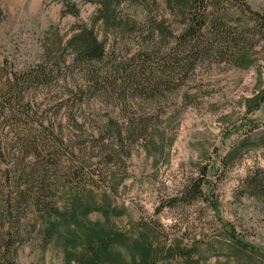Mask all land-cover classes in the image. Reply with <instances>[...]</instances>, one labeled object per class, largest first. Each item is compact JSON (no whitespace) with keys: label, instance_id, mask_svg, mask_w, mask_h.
<instances>
[{"label":"rangeland","instance_id":"374dc122","mask_svg":"<svg viewBox=\"0 0 264 264\" xmlns=\"http://www.w3.org/2000/svg\"><path fill=\"white\" fill-rule=\"evenodd\" d=\"M91 1L0 0L1 80L11 81L12 74L40 64L52 29L68 38L74 27L90 26L96 13ZM202 1L206 10L197 7L198 15L204 12L207 21L200 49L207 43L215 49L231 47L232 33L241 35L256 27L251 13L264 16V0ZM193 3H129L123 9L132 29L104 33L95 26L98 39L116 62L134 64V58L142 56L138 60L148 59L154 70L152 86L130 95L127 106L120 104L117 111L102 106L96 97L88 100L91 108L116 115L126 129L135 130L133 139H126L130 149L114 168L116 181L108 187L107 197L96 190V207L77 213L76 220L95 223L96 232L119 235V241L91 245L101 247L104 259L106 253L115 258L105 262L99 258L98 264H264V33L258 30L247 37L246 46H251L247 67L236 66L245 63L243 55L221 50L202 53V59L192 61L188 48L176 58L181 61L180 78L170 82L159 67L179 52L176 39L189 26L192 14L183 8ZM218 24L221 32L216 31ZM170 67L171 63L165 65V70ZM165 80L167 86L159 84ZM30 92L44 126L52 122L53 130L58 123L68 126L67 111L61 109L56 117L51 112L55 93L50 94V88ZM236 148L239 152L231 159L228 155ZM75 157L81 159L78 148ZM202 177L204 199L175 202L191 180ZM102 178L97 180L103 185ZM35 225L32 239L13 244V258L7 264H86L93 257L85 237H80L83 227L73 239L63 225L53 232ZM141 225L153 227L159 237L160 249L154 247L148 257L132 249ZM45 236L47 240H39Z\"/></svg>","mask_w":264,"mask_h":264},{"label":"trees","instance_id":"16d2710c","mask_svg":"<svg viewBox=\"0 0 264 264\" xmlns=\"http://www.w3.org/2000/svg\"><path fill=\"white\" fill-rule=\"evenodd\" d=\"M142 1L147 0H92L96 13L91 18L90 26L83 24L74 27L68 38L61 37L57 30L52 29L44 42L40 64L12 74L11 81L7 78L2 81L0 77V264L11 262L15 242L21 243V238L32 239L30 234L36 231L35 224H39V230L49 228L51 232L63 225L66 235L73 239L78 237L81 226L80 237H85L88 249L94 253L86 264H98L99 258L102 262L105 259L115 260L108 253L104 259L99 254L101 247L97 250L91 245H97L98 241L104 245L110 239L119 241V235L114 231L96 232L98 228L94 227L95 223L87 225L76 219L78 211L88 212L89 208L96 207V190L107 197L108 187L116 181L114 168L120 166L121 154L128 153L130 149L126 139L132 140L135 130L131 127L126 129L116 115H109L105 110L98 112L87 104L90 98L96 97L102 106L114 111L120 104L127 106L130 95L152 86L154 70L148 59L138 60L142 56L134 58V64L130 61L116 62V58L105 50V42L98 39L95 26L99 25L104 33L114 31L121 34L132 29L134 26L126 23L128 13L123 6L142 4ZM197 7L203 9L202 0H194L193 4L183 8L184 12L190 10L192 14L187 19L189 26L176 39L179 52L170 56L169 71L165 70V65L169 64L167 60L159 67L170 82L176 76L180 78L177 70L181 61L176 58L188 52V48L193 56L192 61L199 56L202 59L203 54L221 50L225 54L243 55L245 63L236 66L247 67L251 62L248 58L251 46H246L247 37L258 30L264 33V16L251 13L256 27L241 35L232 33L231 37L228 36L231 40L229 49H215L210 43L200 49L201 30L206 25L207 17L204 15L206 9H203V13L201 11L200 17ZM215 26L216 31H222L219 24ZM166 80L159 84L165 87ZM41 88H50V94L55 93L51 112L56 117L61 109L67 111L68 126L58 123L55 130L53 122L50 127L44 126V118L38 114L36 103L30 98V91L36 92ZM34 124L37 129H34ZM76 148L81 159L75 157ZM238 148L228 157L235 159ZM94 159L99 163L91 161ZM101 178H105L103 185L101 180H97ZM107 180L110 183L107 184ZM203 183V177L191 180L175 202L192 204L204 199ZM103 196L98 194L102 198L100 202L104 201L107 205ZM114 213L115 216L119 214ZM135 234L137 238L132 249L139 250L142 257L155 252L154 247L160 249L156 243L159 237L153 227L141 225ZM47 237H39V240L45 241ZM176 249L179 250V247Z\"/></svg>","mask_w":264,"mask_h":264}]
</instances>
